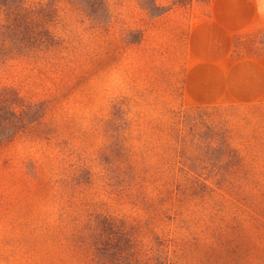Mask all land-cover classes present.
<instances>
[{
	"label": "rangeland",
	"instance_id": "374dc122",
	"mask_svg": "<svg viewBox=\"0 0 264 264\" xmlns=\"http://www.w3.org/2000/svg\"><path fill=\"white\" fill-rule=\"evenodd\" d=\"M107 1L111 22L97 33L81 29L74 73L23 68L7 78L43 101L45 114L0 147V264H78L80 252L61 221L67 189L55 181L52 156L61 141L98 150L117 98L126 99L137 123L167 124L173 111L200 112L228 135L250 178L241 185L238 169L234 185L202 201L165 192V208L152 191L135 205L103 192L101 207L138 224L143 239L159 232L180 264H264V102L197 104L185 91L191 31L210 0ZM235 46L264 53V32L239 36ZM117 71L122 83L106 89L107 74Z\"/></svg>",
	"mask_w": 264,
	"mask_h": 264
},
{
	"label": "trees",
	"instance_id": "16d2710c",
	"mask_svg": "<svg viewBox=\"0 0 264 264\" xmlns=\"http://www.w3.org/2000/svg\"><path fill=\"white\" fill-rule=\"evenodd\" d=\"M111 14L107 0H0V147L45 114L43 101L7 80L13 70L74 73L81 29L97 33ZM125 100L112 101L98 150L57 145L55 181L67 189L64 231L80 252L78 264H180L159 232L143 239L138 224L103 209V192L135 205L152 191L163 208L170 191L202 201L234 185L238 169L245 186V159L198 111H173L167 124L137 123Z\"/></svg>",
	"mask_w": 264,
	"mask_h": 264
},
{
	"label": "crops",
	"instance_id": "0c3cea01",
	"mask_svg": "<svg viewBox=\"0 0 264 264\" xmlns=\"http://www.w3.org/2000/svg\"><path fill=\"white\" fill-rule=\"evenodd\" d=\"M264 32V0H210L192 28L193 63L185 91L197 104L264 102V53L235 46Z\"/></svg>",
	"mask_w": 264,
	"mask_h": 264
},
{
	"label": "clouds",
	"instance_id": "9594fccd",
	"mask_svg": "<svg viewBox=\"0 0 264 264\" xmlns=\"http://www.w3.org/2000/svg\"><path fill=\"white\" fill-rule=\"evenodd\" d=\"M123 81V74L117 72H109L103 81L106 89L117 88Z\"/></svg>",
	"mask_w": 264,
	"mask_h": 264
}]
</instances>
